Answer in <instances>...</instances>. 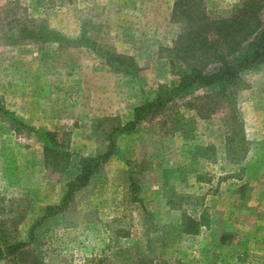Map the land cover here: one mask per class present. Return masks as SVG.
<instances>
[{
    "label": "rangeland",
    "instance_id": "1",
    "mask_svg": "<svg viewBox=\"0 0 264 264\" xmlns=\"http://www.w3.org/2000/svg\"><path fill=\"white\" fill-rule=\"evenodd\" d=\"M174 2L0 0V264H264V67L208 117L178 99L190 138L131 124L179 80ZM107 152L66 200L79 156Z\"/></svg>",
    "mask_w": 264,
    "mask_h": 264
},
{
    "label": "trees",
    "instance_id": "2",
    "mask_svg": "<svg viewBox=\"0 0 264 264\" xmlns=\"http://www.w3.org/2000/svg\"><path fill=\"white\" fill-rule=\"evenodd\" d=\"M172 14L182 25L175 45L167 49L179 80L175 85H160L155 98L135 108L131 124L162 115L166 116L162 126L180 130L184 137L190 138V131L184 127L186 118L177 109L178 99H187L184 106L195 109L201 117H208L223 104L233 102L244 73L264 67V0H241L230 16L221 18H212L202 0H175ZM199 90L205 93L195 96ZM198 99L211 101L205 106V103L195 104ZM118 128L127 131L126 127L115 130ZM109 156L110 152L95 157L79 156V168L68 182L65 199L86 186ZM56 160L46 162L54 169L65 162ZM53 208L60 211L63 205ZM3 235L0 233L1 242L7 244ZM3 251L0 248V254ZM35 260L33 264L39 262L38 258Z\"/></svg>",
    "mask_w": 264,
    "mask_h": 264
}]
</instances>
